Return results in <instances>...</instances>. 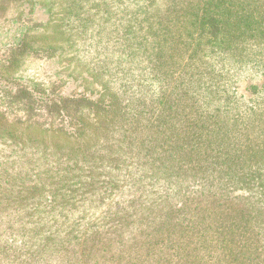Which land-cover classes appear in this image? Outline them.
Segmentation results:
<instances>
[{
	"label": "trees",
	"instance_id": "obj_1",
	"mask_svg": "<svg viewBox=\"0 0 264 264\" xmlns=\"http://www.w3.org/2000/svg\"><path fill=\"white\" fill-rule=\"evenodd\" d=\"M126 1L139 7L144 1L134 14L152 21L135 49L121 53L123 61L116 53V64L108 58L114 44L122 45L116 43L119 37L105 33L103 45H94L104 54V61L90 60L93 71L104 65L100 93L59 72L61 47L33 45L32 35L43 34L48 23L41 11L34 18L21 14L0 22L1 114L72 137L78 142L75 153L82 149L74 157L76 167L90 169L99 157L104 175L103 181L66 187L67 200L47 194L36 223L28 221L33 217L19 223L17 211L1 214L0 264L61 260L66 233L62 236L57 225L70 219L82 226L74 236L81 251L76 262L61 264H96L111 238L119 249L106 264H264V83L253 86L257 98L248 101L234 86L257 55L249 54L247 45L264 42L262 6L165 0L161 9L158 0H115V10L104 8V15L115 18ZM133 32L125 25L122 39ZM34 60L46 63L45 75L24 68ZM145 63V69L135 68ZM88 120L99 133L89 130ZM107 121L114 122L112 128ZM119 150L124 161L137 156L138 164L131 168L130 158L122 172L111 168L106 151ZM54 167L59 172L62 165ZM55 205L59 209L53 212ZM43 225H53L54 233H43Z\"/></svg>",
	"mask_w": 264,
	"mask_h": 264
},
{
	"label": "rangeland",
	"instance_id": "obj_2",
	"mask_svg": "<svg viewBox=\"0 0 264 264\" xmlns=\"http://www.w3.org/2000/svg\"><path fill=\"white\" fill-rule=\"evenodd\" d=\"M158 1L161 9H164L166 4L165 0ZM169 1L170 0H168V3ZM227 1H233L235 3L256 1L255 3L257 5L262 6V15H264V0ZM114 6L115 0H0V22L14 15L21 14L29 15V17L34 18L36 17V11H41L43 13V18L47 20L48 23L44 27L46 31H44L43 34L39 33L36 35L35 33L32 35L33 45L35 47L42 44L52 45L56 48L61 47L64 53L59 63H57L59 72L63 75L69 74L73 78L81 80L82 82L80 83L100 93V82H102V80L99 79L105 77V72L103 71L104 65L102 66L101 62L98 63L97 70L93 71L92 66H90V60L94 58L92 61H104V54L99 53L102 49L101 47L97 49L94 48V45L97 42L103 45L102 42L104 40L102 37L105 36V33H109L110 38H114V36H117V38L119 37V39L115 38L117 41L116 43H122V45L119 44L117 47V45L114 44L115 48L112 49L111 47L108 58L110 61L112 60L111 62L116 64L118 62L115 58V55L117 57L116 53L128 55L132 49L134 50L136 43L141 40L140 34L146 32V26L152 21L151 18L144 20L142 14H134L137 9H140V11L143 10L145 7L144 1H141L140 7L130 5V1L118 5L120 13L115 18L111 15H104V8L111 9L113 12L115 10ZM125 14L126 18H123ZM70 21L74 22L73 27L67 26ZM125 25H132L134 31L132 34L133 37L128 36L127 39H122L121 28ZM130 38L132 39L129 40ZM88 46H92L93 49H85ZM247 50L249 54L253 56H255L254 54L257 55L253 58V62H249V64L246 65L244 73L238 77L239 79L236 80L234 86L237 87L238 92L243 96L244 100L248 101L251 98H257L255 97L256 95L253 94L255 90L253 86H261L264 83V42H258V44L249 43V45H247ZM90 53L91 55L87 57L86 55ZM124 59L125 58L121 54V58L118 60L123 61ZM30 62H32L31 65H29V62L23 65L25 69L28 68V72L35 74L36 72H40L41 75L46 74L48 66L46 67L45 62L36 63V60ZM252 64L254 65L252 66ZM147 65V63L139 64L136 65L135 68L145 69ZM125 66H128V64ZM119 74H122V72ZM118 77L122 79L120 75H118ZM123 80L128 81L129 79L125 78ZM107 122V127L112 128V123L114 122ZM87 123L88 127H91L89 130L95 129V131L99 133L96 129L97 126H93L90 120H88ZM92 131L89 132L93 134ZM77 143L78 142L73 140L72 137L64 133L47 131L31 122L20 123L14 119V117L7 118L0 112V210L4 211H0V215L5 212L17 211L21 219H23L19 221V223L24 222L27 217H33L28 221H34L36 223L39 219V215L41 216L43 210L46 208L44 198L47 194L51 196L53 194L56 196L54 198L64 201L69 197L66 187L73 185V183H79L87 179H96L99 181L102 179L103 181L104 175L99 169V163L101 161L99 157L93 160L94 166L90 169H78L76 167L77 164H74L76 160L74 157L76 155L81 156L82 152V149H79L80 153H75V149L78 145ZM89 143V140L86 138V147L91 146ZM99 143L98 140L94 144L97 146ZM115 143L118 149L119 145L123 147L119 142V138L116 139ZM113 149L114 146L109 148L110 151H113ZM132 150L133 149L129 150V152ZM56 155H60L61 159L53 160V156ZM106 156L107 159L112 160L113 163H110L107 159L105 163H109L111 168L116 166V168L120 169V172H122V165L125 159L124 153L120 152V150L117 151L116 154L106 151ZM130 158H132L131 160L133 162L128 163L132 168L133 163L135 166L138 164L139 158L129 155L128 160L124 162L131 161L129 160ZM56 163L62 165L59 172L54 167ZM71 166H75V169L70 172H60ZM56 167L60 166L57 165ZM58 200H55V203H58ZM104 208L105 206H102V209ZM52 209L54 212L59 208L55 205ZM46 210L48 211L50 209ZM10 215L14 216H10L11 220L16 217L13 213ZM74 221L75 220L70 219L65 222V224L58 223L57 231L61 232L62 236L66 233L64 237L65 248L64 250H59V254L62 256L59 258L63 261H58L56 257H50L48 259L50 264H53L54 261H56L55 264H61L64 263L66 259L72 262L77 261L76 255L78 254L79 257L81 250L80 248L77 250L78 243L74 236L76 234L81 235L79 233L83 230H80L82 226L79 227V223L75 224L76 221ZM2 222L3 219H0V226L4 224V222ZM44 224H46V222H44ZM30 225L32 224L30 223L27 226ZM52 229L53 225H43L41 231L43 233L49 231L50 233H54ZM115 241V238H111L106 242L102 241L106 244L104 247L107 248V252H102V255L99 256L100 260H97L96 264H106L112 261V258L116 256L114 249H119V245ZM99 244L103 245L102 243ZM142 252L147 253L148 248L143 246ZM10 258L19 259V257ZM89 258L90 257H86V261ZM24 259L27 260L25 262H31L28 257ZM16 261L18 262V260Z\"/></svg>",
	"mask_w": 264,
	"mask_h": 264
}]
</instances>
